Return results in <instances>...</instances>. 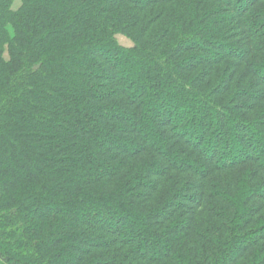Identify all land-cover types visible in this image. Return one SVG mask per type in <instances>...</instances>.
<instances>
[{"label": "trees", "instance_id": "1", "mask_svg": "<svg viewBox=\"0 0 264 264\" xmlns=\"http://www.w3.org/2000/svg\"><path fill=\"white\" fill-rule=\"evenodd\" d=\"M17 2L0 264H264V0Z\"/></svg>", "mask_w": 264, "mask_h": 264}, {"label": "rangeland", "instance_id": "2", "mask_svg": "<svg viewBox=\"0 0 264 264\" xmlns=\"http://www.w3.org/2000/svg\"><path fill=\"white\" fill-rule=\"evenodd\" d=\"M17 3H19V0H18ZM118 41L124 47L130 48V47L133 46L132 42L130 40H128L127 38L123 37V36H119L118 37Z\"/></svg>", "mask_w": 264, "mask_h": 264}]
</instances>
